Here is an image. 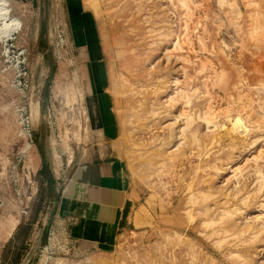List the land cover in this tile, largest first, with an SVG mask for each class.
I'll use <instances>...</instances> for the list:
<instances>
[{
    "label": "rangeland",
    "instance_id": "rangeland-1",
    "mask_svg": "<svg viewBox=\"0 0 264 264\" xmlns=\"http://www.w3.org/2000/svg\"><path fill=\"white\" fill-rule=\"evenodd\" d=\"M2 1L5 35L21 30L9 58L0 45V264H264V0L74 1L148 209L106 251L54 224L47 180L91 141L83 33L66 0Z\"/></svg>",
    "mask_w": 264,
    "mask_h": 264
},
{
    "label": "crops",
    "instance_id": "crops-1",
    "mask_svg": "<svg viewBox=\"0 0 264 264\" xmlns=\"http://www.w3.org/2000/svg\"><path fill=\"white\" fill-rule=\"evenodd\" d=\"M29 1L34 8H39L42 0ZM74 1L77 2L66 0V5L70 18L75 21V30L85 38L82 47L85 57L79 64L86 63L87 68L83 66L84 71L81 67L79 70L86 81L85 108L91 141L74 154L73 161L70 158L54 170L52 163L48 164L58 191L54 224L82 249L106 251L115 247L128 225H145L148 209L141 203L142 185L132 178L119 149V118L102 70L104 57L96 52V44L89 41L90 36L98 33L96 22L91 21L95 19L86 8H73ZM42 113L45 117V109Z\"/></svg>",
    "mask_w": 264,
    "mask_h": 264
},
{
    "label": "built area",
    "instance_id": "built-area-1",
    "mask_svg": "<svg viewBox=\"0 0 264 264\" xmlns=\"http://www.w3.org/2000/svg\"><path fill=\"white\" fill-rule=\"evenodd\" d=\"M12 20H14V19L8 20V18L6 17V19L4 21L6 23L11 24ZM0 26L4 27V24H2ZM20 30H21V28L18 31L12 33L10 37H7L5 35V32H3L0 28V45L4 50L5 57H7V58L10 57V55L13 53L14 47H16L17 50H19V48L17 46H15V40L17 39L16 35L18 34V32ZM15 63H16V71H17V86L19 87L20 90L27 89L28 80L26 77L27 74H26L25 69H26V66L28 65V60L25 57L24 51L18 53V57H17Z\"/></svg>",
    "mask_w": 264,
    "mask_h": 264
},
{
    "label": "bare ground",
    "instance_id": "bare-ground-1",
    "mask_svg": "<svg viewBox=\"0 0 264 264\" xmlns=\"http://www.w3.org/2000/svg\"><path fill=\"white\" fill-rule=\"evenodd\" d=\"M2 6H4V2H2V1L0 0V9H2ZM5 14H6V12H4L3 9L0 10V18H1V16L4 18V15H5ZM1 19H2V18H1ZM10 25H11V24H10ZM17 26H18V25H17ZM17 26H16L15 30L18 29ZM5 27H6V26H5ZM12 27H15V25H14V26L12 25ZM4 29H5V28H4ZM4 29L1 27V30L5 32L7 29H6V30H4ZM12 29H13V28H12ZM8 30H9V28H8ZM10 33H11V32H10ZM6 36H7V35H6ZM121 52H122V51H121ZM55 154H56V153H55ZM57 157H58V156H57Z\"/></svg>",
    "mask_w": 264,
    "mask_h": 264
},
{
    "label": "trees",
    "instance_id": "trees-1",
    "mask_svg": "<svg viewBox=\"0 0 264 264\" xmlns=\"http://www.w3.org/2000/svg\"><path fill=\"white\" fill-rule=\"evenodd\" d=\"M46 166H47V164H46ZM47 180H48V183L50 184V185H52L54 182H53V179L49 176V177H47Z\"/></svg>",
    "mask_w": 264,
    "mask_h": 264
},
{
    "label": "water",
    "instance_id": "water-1",
    "mask_svg": "<svg viewBox=\"0 0 264 264\" xmlns=\"http://www.w3.org/2000/svg\"><path fill=\"white\" fill-rule=\"evenodd\" d=\"M50 227H51V223L49 224V226H48V228H47V232L49 231Z\"/></svg>",
    "mask_w": 264,
    "mask_h": 264
}]
</instances>
